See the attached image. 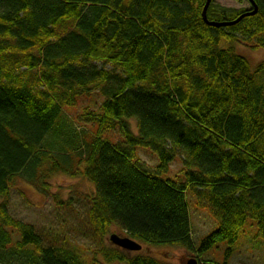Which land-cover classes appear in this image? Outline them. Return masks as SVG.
I'll return each instance as SVG.
<instances>
[{
    "label": "trees",
    "instance_id": "16d2710c",
    "mask_svg": "<svg viewBox=\"0 0 264 264\" xmlns=\"http://www.w3.org/2000/svg\"><path fill=\"white\" fill-rule=\"evenodd\" d=\"M214 1L210 21L247 11L216 9ZM255 2L256 14L215 27L203 17L207 0H0V257L169 264L116 246L84 261L75 250L44 246L34 225L9 212L14 181L32 167L42 190L54 173L94 183L88 221L100 241L117 225L141 244L177 245L199 258L226 242L217 264H230L249 221L264 238V60L252 67L236 49L240 36L264 48V0ZM99 89L106 99L82 115L95 124L89 141L57 157L46 138L67 133L65 109ZM116 129L122 142L106 136ZM139 147L158 156L154 172L140 163ZM178 154L180 180L166 177ZM189 190L219 221L197 248Z\"/></svg>",
    "mask_w": 264,
    "mask_h": 264
},
{
    "label": "rangeland",
    "instance_id": "374dc122",
    "mask_svg": "<svg viewBox=\"0 0 264 264\" xmlns=\"http://www.w3.org/2000/svg\"><path fill=\"white\" fill-rule=\"evenodd\" d=\"M214 4L216 9L247 10L249 12L255 9L250 0H215ZM236 44L237 52L247 57L252 67H256L264 60V48L256 46L254 39L240 36L239 42ZM109 67L112 68L113 66L110 65ZM91 95L94 99L85 97L77 106L65 109L62 126L67 127V133L46 138V145L50 149L56 147L54 152L57 157L72 155L77 151V147L78 150L82 149L84 143L89 141L95 124L92 122L86 123L82 120L84 109L92 100H96L94 106H92L93 109H96L106 99L100 89L93 91ZM130 121L133 131L138 133L137 122L132 119ZM62 126L60 128L64 129ZM106 136L114 142L123 141L118 129ZM67 143L68 145L65 146ZM63 146H65L64 151H61L59 147ZM137 153L140 163L143 164L142 166L154 172L159 164L158 156L145 147H139ZM183 164V156L178 154L176 159L168 166L166 177L182 179ZM47 166L48 164L43 162L38 168L42 170L43 167ZM36 169L34 170L32 167L28 174L23 172L18 176L20 178L14 181L9 197V212L15 218L34 225L37 233L42 236L46 247L62 251H67V248L75 250L79 259L84 261L93 255H100L101 249L104 247H120L111 240V236L116 234L121 238H130L142 246L140 250H128L120 247L128 254L149 255L169 264H187L189 259H195L199 264H217V262L224 260L227 248L226 242L220 243L218 248H213L212 251L199 258L198 253H191L177 245L141 244L128 236L127 232L117 225H112L110 234L103 241H100L94 236L93 228L88 221L90 198L96 192L94 183L84 176L73 177L66 173H54L47 180L48 190H42L40 183L34 182L31 178L41 175L40 172H36ZM186 199L190 213L191 238L197 248L204 236L219 227V221L206 205L205 200L202 202L197 200L194 191L189 190L186 193ZM61 200L66 201L68 204L64 203L62 205ZM252 224L254 226H251ZM254 231L257 236H255ZM17 240H19V235L14 231V241ZM11 247L10 251H13L14 245ZM28 249L34 253V257L38 256L33 248ZM9 258H13L14 262H8ZM99 260L100 264H126L108 263L100 256ZM16 261L19 264H35L26 258L11 256L9 252L0 257V264H16ZM230 264H264V238L260 234L258 235V226L253 221H249L241 233L235 245L234 254L230 259Z\"/></svg>",
    "mask_w": 264,
    "mask_h": 264
},
{
    "label": "water",
    "instance_id": "95a60500",
    "mask_svg": "<svg viewBox=\"0 0 264 264\" xmlns=\"http://www.w3.org/2000/svg\"><path fill=\"white\" fill-rule=\"evenodd\" d=\"M213 0H207V3L204 7V11H203V17L204 20L206 21L207 24L215 26V27H220V26H229V25H234L236 23H238L239 21H241L244 17L248 16V15H254L258 12V5L256 4V2L254 0H250L255 9H253L252 11H248L246 13H244L243 15H241L238 19L234 20V21H227V22H216V21H210L208 19L207 16V11L208 8L211 4ZM111 240L117 244L118 246L124 248V249H128V250H140L141 249V245L139 243H137L136 241L130 239V238H121V236L119 235H113L111 236ZM187 264H199L197 260L195 259H189L187 261Z\"/></svg>",
    "mask_w": 264,
    "mask_h": 264
},
{
    "label": "bare ground",
    "instance_id": "6f19581e",
    "mask_svg": "<svg viewBox=\"0 0 264 264\" xmlns=\"http://www.w3.org/2000/svg\"><path fill=\"white\" fill-rule=\"evenodd\" d=\"M212 2H213V1H212ZM212 2H211V3H212ZM210 5H211V4H210ZM209 7H210V6H209ZM246 12H248V11H246ZM246 12H245V13H246ZM243 14H244V13H243ZM220 243H222V242H219L218 245H219ZM211 251H212V250H211Z\"/></svg>",
    "mask_w": 264,
    "mask_h": 264
}]
</instances>
